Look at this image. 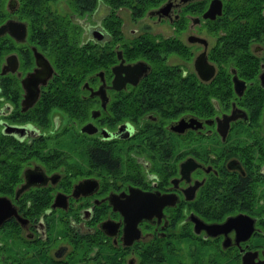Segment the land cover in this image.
<instances>
[{"label":"flooded vegetation","instance_id":"1","mask_svg":"<svg viewBox=\"0 0 264 264\" xmlns=\"http://www.w3.org/2000/svg\"><path fill=\"white\" fill-rule=\"evenodd\" d=\"M167 1H171L167 10L155 11ZM226 1L220 0V11L217 12L215 1L212 0L207 16L203 17L202 13L210 0H159L156 5L145 7L136 18L131 16L127 6L117 7L116 14L120 19L119 10L124 8L133 22L146 17L155 20L165 18L173 26L171 31L166 27L150 30L152 23L143 21L140 32L132 30L125 36L121 19L123 41L129 43L145 35L152 44L161 42V39H175L179 41L185 54L179 56L174 52H165L161 60L156 61L142 56L127 59L117 49L118 43L115 44L117 59L108 65L107 71H101L102 78L97 73L98 81L93 86L83 82L87 90L84 96L95 100L94 106L88 109V117L83 121L70 119L65 114L63 116L59 109H54L47 127L42 128L29 121H14L17 117L10 114L16 106L19 111H24L34 105L51 79L53 67L46 55L28 42L27 23L16 12L18 1L5 0L8 16L3 21L8 18L23 21L25 28L23 36L21 34L18 39L8 32L0 34V37L7 38L8 41L4 44L8 48L14 45V48L2 54L0 67L5 62L4 58L10 54H14L17 60L13 70L0 73V76L9 75L15 79L16 85L12 83V88L18 87L16 97L14 96L16 103L13 98L4 97L0 93V132L25 143L42 137L41 144L51 148L57 144L62 145L60 138L63 134L60 130L72 129L75 136H69L70 141L66 146L74 143L80 147H75V150L64 148L68 152L66 157H48L45 160L26 158L19 168L20 179L13 187L12 195L0 194L9 198L15 210V214L8 215L0 223V229L11 220L17 223L23 251L29 258L28 264H218L221 259L227 260L222 261L223 264H264V97H258L259 109L253 120L249 118L252 107L250 99L258 95L256 91L264 89L262 33L259 34L260 39H252L247 45V50L257 59L258 65V70L252 77L244 78L236 71L232 62L226 66L233 96L240 98L247 89L245 98H232L225 108L214 102L216 109L210 117L189 112L188 105L184 103L173 116H165L171 115L167 112L169 108L165 110V115L161 114L155 106L156 101L148 98L141 86L138 90L129 92L154 66L175 67L181 75L192 72L198 82H208L216 72L215 61L209 56L220 33L216 18L225 13ZM241 1L231 0L232 7L229 5V8L236 12L228 15L231 22H239L245 17L238 8ZM50 4L59 10L66 9L62 0ZM101 6L105 7L102 17L107 9L104 4H99L93 13L99 14ZM252 11L264 19V0H260ZM97 24L98 22L88 24L87 32H84L88 38L106 44L108 35ZM17 29L19 26L10 30L13 33ZM95 30L100 32L98 37L93 34ZM20 50H29L27 67L20 66ZM33 50L39 52L52 69L44 83L41 80L26 83V87L32 85L33 88L37 85L38 90L35 99L22 109L24 87L20 79L35 67ZM202 52L205 62L213 67L208 78L199 76L194 67L195 61L198 65L201 64ZM10 56L8 67L13 63ZM120 58L123 64L136 61L140 64L132 75L123 72L133 82L128 79L123 81L118 77L117 87L111 88V67ZM188 64L191 68L187 67ZM37 67L40 68L39 65ZM201 71L205 73L207 68ZM232 75L243 81L242 89L237 87V91L239 89L241 92L233 89ZM8 82L11 80L8 79L6 83ZM100 83L103 90L101 95L90 94L87 86L95 89ZM125 94L130 98H137L139 113L135 119H121L110 125L109 118L103 116L102 111L105 110L107 114L109 102L115 98L122 99ZM232 105L243 110L244 117L229 121L226 132L221 137L218 130L222 127L217 125L216 128L214 118L228 113ZM147 121L150 123H146ZM85 123L92 127L82 131L80 127ZM5 125L19 126L23 130L21 133L7 131L4 130ZM53 135L57 138L50 140L51 143L47 145L46 139ZM98 151L102 153L99 159ZM77 152L81 154L79 158L72 156ZM102 167L109 171V175L102 174ZM211 175L228 180L230 189L220 196L213 194L211 201L204 202L205 193L200 192V188ZM24 178L33 180V184L26 186L14 197L16 188L24 182ZM84 178L94 179L96 185L91 190L87 189L89 185L84 186L83 189L88 192L82 194L76 184ZM194 180L198 181L195 185ZM129 187L160 194L173 193L175 199L172 204L163 205L159 215L152 214L147 219L137 220L134 225L124 224L118 209H113L112 204L108 203L107 195L113 194L124 199ZM42 188L48 193L49 201L35 214H30L27 210L21 212L20 205L15 202L17 197L24 191ZM219 188L220 186L216 188L217 192ZM55 194L64 196L63 203L52 205ZM221 199L231 204H218ZM235 203L240 205L233 207ZM231 207V212L222 211ZM233 216L238 218L213 227L222 224L226 217ZM56 218L60 221L59 228L56 227ZM105 221L107 223L101 225ZM123 225L127 226L124 232Z\"/></svg>","mask_w":264,"mask_h":264},{"label":"trees","instance_id":"2","mask_svg":"<svg viewBox=\"0 0 264 264\" xmlns=\"http://www.w3.org/2000/svg\"><path fill=\"white\" fill-rule=\"evenodd\" d=\"M17 1L18 17L28 26L27 40L46 55L53 67V74L33 106L24 111H19L17 106L12 110L10 115L17 117L14 121H29L45 128L54 109H59L70 119L80 121L86 119L88 109L94 106L95 100L84 96L87 90L83 82L95 85L98 81L97 72L107 71L108 65L116 61L114 46L117 43V49L127 59L142 56L150 61H156L161 60L165 52H174L179 56L185 54V50L175 39H161V42L152 44L145 35L129 43L123 41L120 31L121 19L116 14V8L121 5L127 6L131 16L136 18L142 14L145 7L156 5L159 0H62L66 5L65 10H59L50 4L57 0ZM259 2L260 0H242L238 8L245 17L239 22L236 20L231 22L228 15L236 12L231 8V0L225 2V13L216 18V26L220 33L209 55L215 61L216 72L208 82H198L192 72L181 75L175 67L154 66L138 85L131 87L129 92L136 91L141 86L148 98L156 101L155 106L161 114L165 115V110L169 108L167 112L171 115L165 116H173L184 103L188 105L189 112L210 117L216 109L214 102L225 108L232 98L237 100L245 98L247 89L241 99L233 96L226 66L232 62L236 71L244 78H250L257 72V59L250 55L247 45L252 39H260L259 34L262 33L264 36V19L252 11ZM99 4L107 6L105 14L97 24L108 35L106 44L84 35L87 25L92 24L93 12ZM7 16L5 0H0V22ZM7 41L6 37H0V61L4 52L14 48V45L8 48L4 44ZM18 55L20 66L27 67L30 59L29 50H20ZM8 79L11 82L6 83ZM12 83L15 84V79L9 75L0 76V93L4 97L13 98L16 103L14 96L16 97L18 87L12 88ZM255 93L258 95L250 99V107L252 104L250 120H253L259 109L260 103L257 100L258 97H264V89ZM136 102L137 98H130L125 94L124 98H115L109 102L107 114L104 110L102 115L109 118L110 125L121 119H135L139 113ZM146 123L149 124L150 121ZM41 139L42 137L37 141L25 143L0 132V194L12 195L13 187L20 179L19 168L26 158L45 160L48 157L68 155L60 144L46 148L41 144ZM218 151L221 154V151ZM101 155L99 152L97 159ZM218 186L220 188L217 192ZM229 189L228 180L211 175L205 180L200 192L205 193L203 199L204 202H208L211 201V195L220 196L226 191L229 192ZM49 198L46 190L42 188L22 192L15 202L20 205L21 212L27 210L30 214H35ZM218 204L228 206L231 202L221 199ZM238 205L240 204L235 203L233 207ZM233 207L224 208L222 211L231 212ZM17 229V223L13 220L5 223L0 229V264H21L18 261L21 255L18 253L17 245L22 238Z\"/></svg>","mask_w":264,"mask_h":264},{"label":"water","instance_id":"3","mask_svg":"<svg viewBox=\"0 0 264 264\" xmlns=\"http://www.w3.org/2000/svg\"><path fill=\"white\" fill-rule=\"evenodd\" d=\"M214 1H215L216 11L219 12L220 11V0H214ZM211 2H212V0H210L207 9L205 11H203L202 17L207 16L206 14H207V11L209 10L210 6H211ZM170 3H171V1H167V2L163 3L155 11L156 12H159V11L164 12L165 10H167L169 8ZM18 26H19V29L14 30V32L12 33L10 29H13L14 27H18ZM24 28H25V24L23 21H18V20L8 18L5 21H3L2 23H0V34H2L4 32H8L14 38L18 39V38H20L21 34L23 36ZM93 34L95 37H98L100 35V32H99V30H95V33H93ZM10 55H8V56H10ZM33 55H34L36 68L33 67L29 73L26 72L22 76V78L20 79V82L22 83V85L24 87V93H23L22 99H21V103L23 101V104H21V105H23L21 107L22 109L25 108L32 100L35 99L36 93L38 90L37 85H34L33 88H32V85L30 87H26V83H28L29 81L35 82L37 80H41L40 82L44 83V80L50 74L51 69H52L51 66L49 65L48 61L39 52L33 50ZM8 56H6L4 58L5 62L0 67V73H4L7 70H13L17 64L16 57L13 54L12 56H10L13 60V63L11 66L8 67V64H7L8 63ZM117 56H119V53H117ZM38 60H39V63H38ZM200 61H201L200 65H198L196 63V61L194 62V67L196 69V72L202 78H208L213 72V67L209 63L205 62V55L203 52H202ZM139 64H140V62H138V61H136L132 64H123L122 59L120 58L119 61L111 67V71L113 73V77H112L111 84H110L111 88L117 87L116 80L118 77L123 79V81H126L125 79H128V77L123 75V72H124V74L128 73V74L132 75V74H134L133 72L137 70ZM38 65L40 66V68L37 67ZM140 67H141V65H140ZM204 68H207V71H205V73H203V71H201ZM97 73L101 79L102 78L101 77V73H102L101 70H99ZM259 76H261V74ZM39 77H41V79ZM231 79H232V83H233V89L235 91H237V87H238L241 90L243 87V81L237 79L235 75H232ZM128 80H131V79H128ZM131 81L133 82V80H131ZM87 89H88L90 94L94 93V94L101 95V92L103 91L101 88V83L95 89H92V87H89V86H87ZM239 89L237 92L240 91ZM237 117H244V112H243V110H241L237 107H234V105H232L231 109L228 113H222L219 117L214 118L216 128H217V125L222 127L221 129L218 130L221 137L224 136L226 129H227V126L229 124V121H232ZM89 126H91V124L85 123L80 128L82 131H87V128ZM4 130H7V131L8 130H15V131L21 133L23 129L20 128L19 126L18 127L15 126V125L7 126V127L5 125ZM93 130H95V127L93 128ZM35 183H37V182H35ZM193 183L195 185L198 183V181L194 180ZM30 184H33V180H30L29 178L28 179L24 178V182L21 183L16 188L15 193H14V197H16L17 194L22 189H24L26 186H28ZM87 185H89V187L87 189L91 190L92 188L93 189L95 188L96 182L92 178H84V179L77 181L76 188L79 189L82 192V194H84V193L88 192L87 189H83V187L87 186ZM59 195L55 194L52 205H54L55 203H57V204L63 203L64 196L61 194H59ZM167 197H169V198H167ZM174 197H175V194H173V193H161L160 194L158 192H154V193L153 192H146V191H141L135 187H129L128 188V194L125 195L124 199H119V198H117V196L111 194L109 196L107 195V198H108L107 201H108V203L112 204L113 209H118L119 213L122 215V220L124 221V224L126 222V223L134 225V223L137 220L147 219L148 217H151L152 214L159 215V213L161 211V207L163 205H166V204H172L174 202V199H175ZM10 214H15V210H13L9 198H7L4 195H0V223ZM236 218H238V216L226 217L225 221L222 224L213 225V227L222 226L225 223L229 222V220L236 219ZM243 218H245L247 220L246 217H243ZM105 223H107V222L105 221L101 225L104 226ZM126 228H127V226L123 225V232ZM135 236H136V234H135Z\"/></svg>","mask_w":264,"mask_h":264},{"label":"rangeland","instance_id":"4","mask_svg":"<svg viewBox=\"0 0 264 264\" xmlns=\"http://www.w3.org/2000/svg\"><path fill=\"white\" fill-rule=\"evenodd\" d=\"M104 10H105V7L104 6H101V11H100V13L99 14H93V18H92V23H96V22H98L99 20H100V18H101V15H102V13L104 12ZM119 15H120V17H121V19H122V29H123V33H124V35L125 36H128L129 35V33L132 31V30H137V32H140L141 31V28H140V24H141V22H143V21H148V22H150V23H152V26L153 27H151L150 28V30H155V29H157L158 27H166V28H168V30L169 31H171L172 30V28H173V26H172V24H171V22H167V20L164 18V19H161V20H155L154 18H147L146 16H144V17H146V18H143V19H140V20H135L134 22L133 21H131L130 19H129V16H128V13H127V10L126 9H124V8H121V10H119ZM87 32V31H86ZM87 33H85L84 35H86ZM171 55H169L168 56V59H170L169 57H170ZM187 67L188 68H191V66H190V64H188L187 65ZM62 115L64 116V113H62ZM62 117V116H61ZM60 117V121L62 120V118H65V117H62L61 118ZM72 129H67V130H60L59 132H61L62 134V136H61V138H60V142L62 143V148H74V150H75V147H78V146H76L77 144H74V143H72L70 146H66V144H68L69 143V136H71V135H74L75 136V131H71ZM57 137H55L54 135L53 136H51L50 138H47L46 139V143H47V145L48 144H50L51 143V141L50 140H53V139H56ZM79 149H80V147H78ZM81 154L80 153H74V154H72V156H75V158L77 157V158H79V156H80ZM83 163H84V161H83ZM102 174L103 175H109V171L108 170H106L105 168H103L102 167ZM60 212V211H59ZM59 212L57 213V215L59 214ZM55 222H56V227L57 228H59L60 227V221L56 218V220H55ZM23 242L22 241H19V245H18V247H19V249H18V253L21 255L19 258H18V261L20 262V263H22V264H28V261H29V258H27L26 257V255H25V253H24V251H23ZM30 248H31V246H30ZM31 262H32V260H30ZM222 261H227L226 259H221V262H218V264H223L222 263ZM182 262L183 263H185V260L184 259H182Z\"/></svg>","mask_w":264,"mask_h":264}]
</instances>
